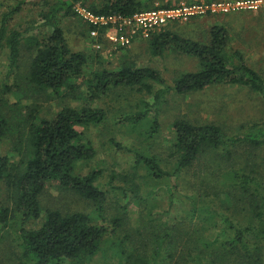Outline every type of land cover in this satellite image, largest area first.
<instances>
[{"label":"trees","instance_id":"1","mask_svg":"<svg viewBox=\"0 0 264 264\" xmlns=\"http://www.w3.org/2000/svg\"><path fill=\"white\" fill-rule=\"evenodd\" d=\"M157 1L99 0V5L84 7L96 15L130 17L155 7L176 6L170 0L156 6ZM83 2L51 0L40 13L41 24L21 31L7 29L22 10L24 1H16L0 17V51L7 50L4 78L13 80V84L5 82L0 90V140L16 137L19 146L13 148L19 155L16 164L10 163L6 155H0V188L4 197L0 203V231H11L19 251L17 264H86L107 248L110 237L116 241H110L109 246L120 247L124 264H149L148 259L150 264H264V184L254 176L255 172L229 170L216 178L212 175L214 180L202 178L196 191L190 188L188 192L179 184L182 174L194 165L199 155L215 152L229 158L236 146L253 149L262 146L264 116L262 123L242 126L235 133H226L211 123L174 120L169 137V157L173 163L169 169L161 167L156 156L128 150L134 157L133 174L141 167L146 173L141 179L163 184L169 209L175 199L186 207L171 224H162L151 234L142 235L140 247L146 250L148 246L149 256L137 248L123 247L125 242L133 240L130 234H119L124 229V217L112 216L109 225L106 224L107 194L97 183L101 172L90 170L81 175L78 171L81 164L96 154L89 129L105 119V112L92 106L94 101L119 87L145 92L152 102L142 99L137 112L124 115L119 122L136 125L148 120L151 126L147 133L152 136L159 131L161 108L168 96L192 95L208 87L227 85L246 87L264 101V80L231 48L229 35L222 27L211 29L206 44L163 30L150 35L147 47L152 56L159 57L171 50L198 64L197 70L179 74L171 86L165 84L157 70L133 66L102 69L86 78L89 58L69 49L61 26L64 19L76 16L75 5ZM95 53L100 55L99 51ZM79 79L84 81L86 96L74 82ZM21 84L31 88L34 96L49 94L82 103L78 107L66 105L50 118L37 120V106H19L27 99ZM7 94L16 95L12 105L6 100ZM24 145V150H19ZM228 176L231 181L228 188L220 189L224 181L218 179ZM122 180L134 182L128 176ZM50 184L89 203L93 216L46 209L40 226L28 228V224L40 219L43 211L40 197ZM136 188L133 184L131 191ZM251 189L254 192H249ZM236 203L246 221L222 213L230 211L225 205Z\"/></svg>","mask_w":264,"mask_h":264},{"label":"rangeland","instance_id":"2","mask_svg":"<svg viewBox=\"0 0 264 264\" xmlns=\"http://www.w3.org/2000/svg\"><path fill=\"white\" fill-rule=\"evenodd\" d=\"M20 0H0V17L6 12L8 7L15 5ZM25 2L22 10L16 14L8 25L9 30L21 31L30 26L37 27L41 24L40 13L46 10L51 4V0H21ZM168 0H159L155 5H159ZM171 3H189L193 0H170ZM219 1V0H210ZM99 0H84L77 5H99ZM48 4V5H47ZM247 12V13H246ZM237 17H213L200 18L199 21L184 22L175 27L165 28L168 31L182 38L192 40L200 44H206L210 39V31L213 27H222L229 35L230 46L239 52L245 63L255 70L264 80V13L259 11H246ZM250 12V13H248ZM219 16V15H218ZM226 16V15H221ZM64 37L69 49L73 52H80L88 56L89 62L85 69V77L88 78L92 72L106 69L108 71L120 69L122 66H133L141 68H151L157 70L167 86L176 79L179 74L191 72L198 69L197 62L189 57L177 54L171 50L165 51L162 56H152L147 47V40L135 38L136 40L125 48L112 52L103 50L100 55L95 53L88 38L87 25L77 16L66 18L61 23ZM36 29V28H35ZM163 29L162 27L158 30ZM35 33V30L32 34ZM98 55V57H95ZM24 56V54H22ZM7 72V50L0 51V90L5 82L13 84L9 78L5 81ZM80 87L79 91L86 96V86L82 80H74ZM21 87L26 92L27 99L19 104L27 106L34 104L36 108V119H48L62 107L69 105L78 107L82 101L63 100L52 95L34 96L31 88ZM137 88H116L110 90L106 95L94 101L92 106L105 112L104 122L97 127L89 129V138L93 143L96 154L92 160L81 164L79 173L85 174L90 170L101 172L97 183L107 194L104 217L109 222L113 216L124 217V229L121 236L130 234L133 240L125 242L124 248L127 250L137 248L150 255L148 246L146 250L141 249L146 233L159 229V226L169 225L174 219L182 214L186 208L180 201H174L171 208H168V196L166 187L159 182H152L149 179H141L145 176V171L140 167L133 174L134 157L128 150H136L145 156H156L161 167L169 169L172 167L173 159L169 157L171 135V124L176 119H186L194 124L211 123L220 127L226 133H235L242 126L258 125L263 122L264 101L257 94L251 92L246 87L241 86H212L201 92L184 96H168L161 108V120L158 133L150 136L147 130L150 129V122L145 120L136 125L119 122V118L137 112L144 99L152 102L145 92L136 91ZM19 96L18 92H15ZM6 100L12 105L17 99L14 94H7ZM22 97V95L20 96ZM23 110V109H22ZM25 110L22 115H25ZM152 137V138H151ZM151 138V139H150ZM17 138L8 137L0 140V155H6L10 163L16 164L19 155L13 148L16 146ZM19 150L23 151L24 146ZM127 149V150H126ZM219 152V151H218ZM217 156L215 152L199 155L194 165L185 171L179 179V184L190 191L198 190L199 181L204 178L213 179L221 172L229 170H239L245 174L255 172L256 178L264 184V144L257 149L246 145L236 146L231 149L230 157L225 155ZM128 176L133 183L122 180ZM134 176V179L132 178ZM214 180V179H213ZM178 181V180H177ZM219 182L224 181L220 186L222 190L228 188L231 182L228 177L219 178ZM126 182V183H125ZM207 182V181H206ZM137 188L131 191L132 186ZM252 188V187H251ZM116 189V190H114ZM122 189L125 192L123 195ZM137 192V193H134ZM249 192H254L253 189ZM135 197L139 199L136 201ZM223 200V199H222ZM236 200V198H235ZM4 197L0 188V203ZM42 213L40 219L28 224V228H37L43 221V212L46 209H58L64 213L82 212L93 216L91 205L72 193L61 192L54 184L47 185L40 197ZM223 214H231L238 220L246 221L241 215L240 205L237 203L225 205ZM166 210H169L167 213ZM109 225V224H108ZM107 226V225H106ZM11 231H0V264H17L19 251L13 240ZM119 235V236H120ZM143 235V236H142ZM147 237H150L147 236ZM105 250L94 257L86 264H124V257H120V247L109 246V242L116 241L115 237H110ZM114 238V239H113ZM149 260V264L150 259Z\"/></svg>","mask_w":264,"mask_h":264},{"label":"built area","instance_id":"3","mask_svg":"<svg viewBox=\"0 0 264 264\" xmlns=\"http://www.w3.org/2000/svg\"><path fill=\"white\" fill-rule=\"evenodd\" d=\"M246 11L264 13V0H193L171 8L155 7L130 17L96 15L77 4L74 9L76 16L89 28L91 47L99 52L104 49L103 44L118 50L129 46L135 38L148 39L168 23H184L199 17Z\"/></svg>","mask_w":264,"mask_h":264},{"label":"crops","instance_id":"4","mask_svg":"<svg viewBox=\"0 0 264 264\" xmlns=\"http://www.w3.org/2000/svg\"><path fill=\"white\" fill-rule=\"evenodd\" d=\"M247 13V12H246ZM246 13H243V12H240V13H233V14H228V15H226V16H221V15H217V17H221V18H224V17H228V16H231V17H237L238 15H241V14H246ZM248 13H250V12H248ZM207 18H213V17H216V15L215 16H206ZM206 17H199V18H195V19H192V20H190L189 22H194V21H199V20H201L200 18H206ZM199 19V20H198ZM188 23V22H187ZM182 23H177V22H172V23H168V24H165L162 28L163 29H161L160 31H162V30H165V28H169V27H172V26H176V25H181ZM136 39H134L133 41H132V43L135 41ZM131 43V44H132ZM104 45V47H105V49H107V50H109L111 47L108 45V44H103ZM104 50V49H103ZM103 50L102 51H100V53L102 54L103 53ZM112 50V52H115L116 50H113V49H111Z\"/></svg>","mask_w":264,"mask_h":264}]
</instances>
